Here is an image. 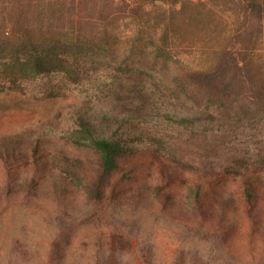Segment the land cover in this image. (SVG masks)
I'll list each match as a JSON object with an SVG mask.
<instances>
[{"label":"rangeland","instance_id":"rangeland-1","mask_svg":"<svg viewBox=\"0 0 264 264\" xmlns=\"http://www.w3.org/2000/svg\"><path fill=\"white\" fill-rule=\"evenodd\" d=\"M124 32L126 38L130 31ZM142 36L138 44L152 54V41ZM215 39L176 40L172 56L164 55L165 66L161 59L130 60L127 66L97 55L77 72L51 71L22 80L0 72V102L21 100L16 108L0 104V137L17 136L22 144L40 140L52 154L65 149L94 157L89 137L76 130L77 116H84L96 134L126 149L131 161L117 173L126 188L137 186L132 166L141 155L151 187L160 182L161 168L179 172L171 182L173 192L162 193L161 201L145 193L142 200L127 195L126 204L105 207L89 198L81 182L56 187L54 179L79 169L71 165L65 172L53 155V174L34 171L37 196L26 201L22 193L13 194L11 202L0 205V264H264V97L238 89L228 97L207 93L179 72L183 65L210 64L206 50L218 43ZM231 47L240 56V47ZM250 59V72L264 78V36ZM153 62L157 70L151 69ZM225 73L232 82L237 72ZM26 177L20 171L8 180L15 184ZM247 177L258 187L255 224L245 219ZM198 181L218 187L210 193L212 204L230 196L227 212L242 222L228 240L215 238L213 217L193 213ZM5 183L0 164V185ZM111 236L112 250L109 243L97 242Z\"/></svg>","mask_w":264,"mask_h":264},{"label":"trees","instance_id":"trees-1","mask_svg":"<svg viewBox=\"0 0 264 264\" xmlns=\"http://www.w3.org/2000/svg\"><path fill=\"white\" fill-rule=\"evenodd\" d=\"M125 29L130 33L123 38ZM142 35L152 41V54L138 44ZM261 36H264V0H0V72H9L11 79H31L51 71L77 72L97 55H108L127 66L130 60L134 63L161 59L163 64L164 55L172 56L174 43L182 37L205 41L216 38L218 43L206 50L212 56L210 64L183 65L179 72H186L197 90L228 97L238 89L250 92V96L257 92L262 98L264 78L248 68L252 48ZM231 45L240 47V56L231 50ZM150 67L157 70L154 62ZM225 72H237L235 83L227 79ZM20 103L17 98L0 102L2 106L8 105L6 108L19 107ZM77 117L80 128L76 130L89 137L94 157L82 158L65 149L52 154L40 140L22 144L17 136L0 137V164L6 173V185H0V205L11 202L13 194L23 195L21 198L26 201L37 196L34 171L45 169L53 174L56 170L53 155L63 163L65 172L71 165L79 169L78 174L62 173L53 180L55 186L81 182L89 198L100 206L120 207L128 202L127 195L142 200L145 193L161 201L162 193L173 192L171 182L177 180L179 172L161 168L160 182L151 187L143 176L148 164L145 155L132 166L133 175L139 178L135 181L137 186L126 188L121 182L123 178L117 176L124 161H131L126 149L119 142L96 134L89 118ZM20 171L26 172L25 182L14 184L8 180L12 173ZM243 183L245 219L255 224L258 187L249 177ZM193 190V213L200 219L206 214L213 217L215 222L210 230L215 238L228 240L233 228L242 222L239 224L237 216L230 217L227 212L224 204H229L230 196L221 195L218 205L212 204L210 198L218 187L198 181ZM97 242L109 243L107 249H113L112 236L99 238Z\"/></svg>","mask_w":264,"mask_h":264}]
</instances>
